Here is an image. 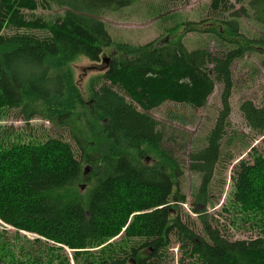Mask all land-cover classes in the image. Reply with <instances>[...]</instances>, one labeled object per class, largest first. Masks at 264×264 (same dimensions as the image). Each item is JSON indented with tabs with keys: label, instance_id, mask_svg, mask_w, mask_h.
<instances>
[{
	"label": "trees",
	"instance_id": "obj_1",
	"mask_svg": "<svg viewBox=\"0 0 264 264\" xmlns=\"http://www.w3.org/2000/svg\"><path fill=\"white\" fill-rule=\"evenodd\" d=\"M44 1L0 0V117L17 109L27 124L37 117L59 130L44 140L12 127L0 134V264H70L65 248L76 264H169L172 236L181 264H264V105L241 104L248 126L263 136V150L249 147L250 160L234 165L232 197L222 209L230 224L239 219L259 234L230 240L205 213L230 126L232 66L250 51L264 53V35H246L241 19L264 28V0H236L239 8L212 0L211 16L201 23L175 24L166 29L167 41L142 45L114 41L99 18L134 0H56L69 8L54 17L29 15ZM188 31L214 35L227 49L189 50L182 39ZM108 49L109 64L84 94L73 63L98 62ZM217 83L223 91L215 126L189 154V169L201 177L194 194L204 207L195 208L204 224L200 237L188 225L191 217H181L183 165L164 145L151 110L167 101L202 108ZM7 226L38 237H25L17 248L19 233L9 241ZM122 230L120 243L110 241Z\"/></svg>",
	"mask_w": 264,
	"mask_h": 264
},
{
	"label": "rangeland",
	"instance_id": "obj_2",
	"mask_svg": "<svg viewBox=\"0 0 264 264\" xmlns=\"http://www.w3.org/2000/svg\"><path fill=\"white\" fill-rule=\"evenodd\" d=\"M211 1L179 0L176 2H167L166 0H134L133 3L121 8L104 11L99 18L105 23L107 31L114 41L142 45L153 40L159 42L167 41L170 37L166 29L175 24L182 22L201 23L200 21L211 16ZM230 2L235 5V8L241 6L236 0H230ZM44 3L47 9L40 7L36 12L29 13V15L38 14L44 17H54L56 14L64 13L69 8L68 5H60L56 0H48V2L44 1ZM226 14L228 15L229 12ZM241 22L242 31L249 37H256L260 34L264 35V28L252 19L242 18ZM182 39L189 50L198 47H207L213 53H222L227 49L225 45L219 43L214 35L207 33L188 31ZM111 52L112 49H108L106 55L102 56L111 57ZM106 59V61L100 60L93 62L81 57L73 63L72 68L76 76L75 82L84 94L89 82L100 75L105 69L106 64H109L110 58ZM232 73L234 88L230 99L232 108L230 126L223 139L221 159L216 169L214 181L210 187L211 200L207 205V211L205 213L209 216L208 222L213 226L217 225L221 233L230 240L251 239L257 237L259 234L258 228L245 225L239 219L235 227L233 224H230V214L222 212V209L226 203L230 204L232 197L231 176L234 165L242 158L250 160L249 147L257 146L260 150H263V143L261 142L263 136L256 135L251 130L243 117L240 107L243 101L249 99L253 100L258 106L264 105V53L248 52L243 58L234 62ZM222 91V84L217 83L206 106L199 109H194L189 105L167 101L160 107L151 110V114L159 123V129L164 132V145L169 148V151L172 152L175 158L180 159L183 165V174L179 180V189L186 195L187 202H185L186 204L180 205L182 210L181 217L184 220L187 219V215L191 217L188 225L200 237L205 236L204 224L200 218L201 216L195 212V208L204 209V207L201 204L195 205L194 194L201 184V177L198 173L189 169V154L192 149L201 147L205 143L206 136L215 126L217 116L222 107ZM126 97L128 100H131L130 97ZM11 127L22 133L25 132L28 138L29 131L31 132L30 135L41 140L46 139L47 136H54L59 133L57 128L42 118L36 117L27 124L19 116L17 109L8 111L5 116L2 114L0 117L1 135L5 131L12 130ZM231 134H234L236 138L231 143H227ZM61 135L74 145L73 140L64 129H61ZM147 161L152 162L151 165L157 163L153 158H149ZM7 229L10 233L8 236L9 241H12L16 233H19V240L14 242L17 248L21 247V243L25 245L22 242L25 237L28 239H34L35 237L15 228ZM123 237L124 233H120L110 241L120 243ZM172 239L173 244L169 249L171 259L168 262L169 264H181L180 260L184 256L182 255L180 244L175 242V237L172 236ZM108 242H105L103 245H108ZM95 249L98 248H93V250ZM65 253L69 257L68 262L70 264H76L73 260V251L65 248ZM18 261L28 262L25 258H20ZM185 263H187V260H185Z\"/></svg>",
	"mask_w": 264,
	"mask_h": 264
}]
</instances>
